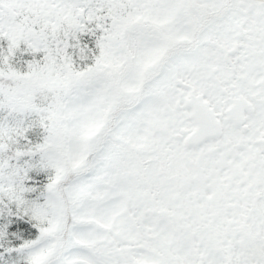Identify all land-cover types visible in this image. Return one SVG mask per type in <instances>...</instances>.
Wrapping results in <instances>:
<instances>
[{
    "label": "snow or ice",
    "instance_id": "6c2138e0",
    "mask_svg": "<svg viewBox=\"0 0 264 264\" xmlns=\"http://www.w3.org/2000/svg\"><path fill=\"white\" fill-rule=\"evenodd\" d=\"M0 264H264V0H0Z\"/></svg>",
    "mask_w": 264,
    "mask_h": 264
}]
</instances>
